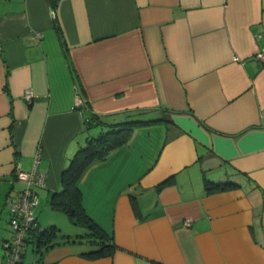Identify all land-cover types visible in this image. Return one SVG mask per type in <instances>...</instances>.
Returning a JSON list of instances; mask_svg holds the SVG:
<instances>
[{"label":"crops","instance_id":"1","mask_svg":"<svg viewBox=\"0 0 264 264\" xmlns=\"http://www.w3.org/2000/svg\"><path fill=\"white\" fill-rule=\"evenodd\" d=\"M262 50L264 0H0V248L17 171L45 174L37 205L61 189L85 139L79 94L108 122L128 109L165 121L78 181L113 255L85 257L77 238L45 263L264 264ZM206 180L238 187L207 193Z\"/></svg>","mask_w":264,"mask_h":264},{"label":"trees","instance_id":"2","mask_svg":"<svg viewBox=\"0 0 264 264\" xmlns=\"http://www.w3.org/2000/svg\"><path fill=\"white\" fill-rule=\"evenodd\" d=\"M48 1L54 10L57 0ZM55 28L59 36H61L60 28L56 21ZM61 45L65 51L66 47L62 39ZM81 107L84 112V143L70 158L68 166L62 171L61 189L50 194L48 205L51 209L65 214L72 224L82 225L87 229L85 242L88 247L82 252V255L91 259L111 257L117 249V245L112 241L111 236H108L85 212L81 204L78 181L93 161H104L112 151L127 144L137 128L151 126L165 120L164 118L145 119L142 117L144 114L150 113L152 109H128L123 111L124 120L108 122L105 120L106 115L95 113L87 101H84ZM170 182L171 180L167 179L160 183L159 186ZM204 185L207 193L238 187L237 183L231 181L214 183L206 180ZM77 238H80V236L70 237L69 235L61 234L59 228L55 225L40 227L36 222V226L27 232L25 244L31 243L35 252L39 255L38 259L32 264H52L45 263L42 260L43 253L55 245L72 242ZM23 255L24 250L17 264L22 263Z\"/></svg>","mask_w":264,"mask_h":264},{"label":"built area","instance_id":"3","mask_svg":"<svg viewBox=\"0 0 264 264\" xmlns=\"http://www.w3.org/2000/svg\"><path fill=\"white\" fill-rule=\"evenodd\" d=\"M256 57L264 61V50L258 52ZM24 92L25 98L30 101L33 98L32 91L26 89ZM76 103L77 105L84 103L79 94L76 96ZM15 179L21 187L10 193L6 199L11 231L9 238L4 242L5 264H17L20 261L26 234L36 226L35 208L38 204V191L46 184L45 174L37 169V165L30 171H17Z\"/></svg>","mask_w":264,"mask_h":264},{"label":"rangeland","instance_id":"4","mask_svg":"<svg viewBox=\"0 0 264 264\" xmlns=\"http://www.w3.org/2000/svg\"><path fill=\"white\" fill-rule=\"evenodd\" d=\"M39 201H40L39 205H37V208H36V214L40 218L42 216H45V214H47V212H48L50 215V217L48 218V222H51V220H55L54 222L58 226V228H60L61 234L69 235L70 237H73V236L78 234V236H80V239L83 240V243H86L85 242L86 241L85 233L87 232V229L84 226L72 224L65 214L52 210L49 207L48 201H47L44 194H42V193L40 194ZM52 215H53V217H52ZM46 222L44 220V224H46ZM51 224H53V223H48V224L43 225V226L48 227ZM24 251H25V255L23 257L21 264H32L39 257V255L37 254V252H35L33 245L31 243L25 244ZM3 255H4V250H2V248H0V260L2 259Z\"/></svg>","mask_w":264,"mask_h":264}]
</instances>
